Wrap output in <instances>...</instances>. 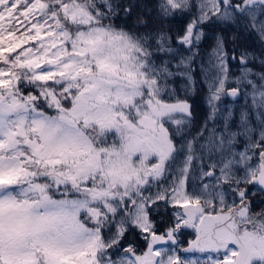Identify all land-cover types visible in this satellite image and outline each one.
<instances>
[{
	"label": "snow or ice",
	"instance_id": "obj_1",
	"mask_svg": "<svg viewBox=\"0 0 264 264\" xmlns=\"http://www.w3.org/2000/svg\"><path fill=\"white\" fill-rule=\"evenodd\" d=\"M134 6L0 0V264H264V54L230 56L217 32L194 133L186 98L210 25L264 45V0H157L187 17L175 33L113 22Z\"/></svg>",
	"mask_w": 264,
	"mask_h": 264
},
{
	"label": "trees",
	"instance_id": "obj_2",
	"mask_svg": "<svg viewBox=\"0 0 264 264\" xmlns=\"http://www.w3.org/2000/svg\"><path fill=\"white\" fill-rule=\"evenodd\" d=\"M121 3H133L135 6L133 7L131 13L125 16L122 12L120 15L114 18L113 22L117 26H124L128 29H134L137 20L140 17H143L148 21V29L156 30V29H164L170 30L172 33H175L179 28L183 26L186 22L187 17L175 16L170 18H161L157 13L156 3L157 0H120ZM136 31L143 32L144 28H137ZM217 32H222L226 38H230L232 35L236 36L235 42L231 39L228 40V50L229 55L231 56L233 50L235 54L238 56L240 51L243 49H247L250 52H255L258 54H264V45L261 44L260 39L256 32L251 29H246L241 22H237L235 24H212L207 28L208 39L200 45V54L197 58L196 64L194 67L195 71V79H196V88L194 92H191L187 95V99L192 105L193 111V125L192 132H196L200 126L202 125L206 115L208 114V107L206 104V95H207V87L203 82V75L200 72L199 65L201 62L207 64L208 60V52L210 51V46L212 44V37L215 36ZM187 54V53H185ZM231 69L233 73L236 75L239 74L240 65L236 61H230ZM251 67L254 68L255 71L262 70L259 64V61L254 62ZM173 86L178 90V94L181 97H184L185 93L181 90L184 87V81L180 78H177L174 81ZM225 104L233 105V101L231 98H225ZM244 104L243 97L240 98L238 104L233 105L234 107H239V105ZM238 121L234 119L233 127L235 128L236 123ZM254 207L259 210L260 208H264V195H260L259 193L253 198ZM154 219L157 222V226L160 231H163L167 226H169L171 222V212L165 213L163 209H161L159 214L154 213ZM192 232L191 230H186L184 235L181 236V240L184 242L183 246H186L188 238H190ZM128 241L133 243H139L141 247H143V241L139 239L138 234L136 232H130L127 237Z\"/></svg>",
	"mask_w": 264,
	"mask_h": 264
},
{
	"label": "flooded vegetation",
	"instance_id": "obj_3",
	"mask_svg": "<svg viewBox=\"0 0 264 264\" xmlns=\"http://www.w3.org/2000/svg\"><path fill=\"white\" fill-rule=\"evenodd\" d=\"M192 238H194V235H193V234H191V236H190V238H188V240H189V239H192ZM188 240H187V241H188ZM186 246H187V244H186ZM186 246H185V247H186ZM189 255H191V254H189Z\"/></svg>",
	"mask_w": 264,
	"mask_h": 264
},
{
	"label": "water",
	"instance_id": "obj_4",
	"mask_svg": "<svg viewBox=\"0 0 264 264\" xmlns=\"http://www.w3.org/2000/svg\"><path fill=\"white\" fill-rule=\"evenodd\" d=\"M230 98V97H229Z\"/></svg>",
	"mask_w": 264,
	"mask_h": 264
}]
</instances>
